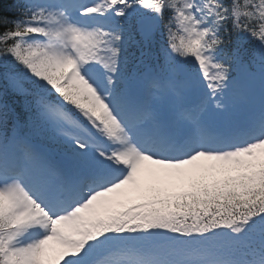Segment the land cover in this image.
Here are the masks:
<instances>
[{
	"label": "snow or ice",
	"instance_id": "6c2138e0",
	"mask_svg": "<svg viewBox=\"0 0 264 264\" xmlns=\"http://www.w3.org/2000/svg\"><path fill=\"white\" fill-rule=\"evenodd\" d=\"M0 9V264H264V0Z\"/></svg>",
	"mask_w": 264,
	"mask_h": 264
},
{
	"label": "trees",
	"instance_id": "16d2710c",
	"mask_svg": "<svg viewBox=\"0 0 264 264\" xmlns=\"http://www.w3.org/2000/svg\"><path fill=\"white\" fill-rule=\"evenodd\" d=\"M5 2H8V0H5ZM0 14H8V13H3L2 9H0Z\"/></svg>",
	"mask_w": 264,
	"mask_h": 264
}]
</instances>
